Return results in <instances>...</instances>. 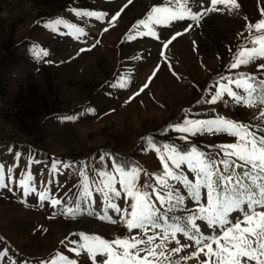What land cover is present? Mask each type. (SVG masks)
I'll use <instances>...</instances> for the list:
<instances>
[{
	"label": "rangeland",
	"instance_id": "374dc122",
	"mask_svg": "<svg viewBox=\"0 0 264 264\" xmlns=\"http://www.w3.org/2000/svg\"><path fill=\"white\" fill-rule=\"evenodd\" d=\"M161 2L132 0L115 27L104 32L108 17L105 21L78 18L71 9L102 11L111 16L127 0H0V162L14 169L11 190L0 189V237L3 238L0 248H8L7 258L0 264L11 261L44 264L58 251L74 258V253L68 251L74 245H65L68 240H78L72 234L80 231L110 239L127 234L119 223L102 222L88 215L76 219L54 215L57 209L48 202L41 204L36 194L24 197L17 184L29 167L38 192L50 188L56 198L65 202L64 207L73 206L71 201L79 191V171L87 167L90 178H94V169L101 167L99 158L103 154H110L104 161L109 168L115 154L132 156L148 172L160 169L155 152L148 150L143 138L152 136L159 143L185 144L179 139L180 133L169 130L161 135V128L169 125H165L167 121L177 116L178 121L208 119L217 113L251 121L258 112L197 104V101L209 97V88L221 73L257 71L255 65L232 72L226 66L237 46L247 43L244 25L248 21L244 17L249 21L260 18L264 0H238L240 7L232 12L224 10L204 16L199 26L192 25L190 31H185L169 46L166 59L171 68L160 55L161 40L152 37L125 40L132 26ZM192 6L196 10V4ZM56 19L83 27L86 35L77 40L63 26L55 32L45 27ZM186 24L192 22H175L156 30L167 38L184 31ZM240 32L244 35H238ZM34 46L49 55L38 59ZM157 65L159 71L140 92ZM121 80H127V87H119ZM64 116L76 119L65 121ZM189 139L208 152L217 151L210 145L231 142L224 135H198ZM35 152H45L51 158L36 161ZM16 153L20 154L18 161ZM30 158L36 163L29 166ZM53 160L71 166L67 169L60 166L59 174L53 178L49 176ZM50 179L56 183H45ZM145 179L141 176V183ZM94 188V207L99 211L101 198ZM110 214L118 219L114 213ZM179 238L182 243H188ZM191 251L185 249L180 255ZM78 264H91V261L82 254ZM187 264L197 261L192 259Z\"/></svg>",
	"mask_w": 264,
	"mask_h": 264
},
{
	"label": "snow or ice",
	"instance_id": "6c2138e0",
	"mask_svg": "<svg viewBox=\"0 0 264 264\" xmlns=\"http://www.w3.org/2000/svg\"><path fill=\"white\" fill-rule=\"evenodd\" d=\"M131 2L127 0L111 16L102 11L71 9V12L75 17L97 21H105L108 17V26L103 28L107 32L110 27H115L123 9ZM193 3L196 10H193ZM239 7L238 0H162L132 26L125 40L142 37L161 40L160 55L171 68L166 52L173 41L190 31L192 25L199 26L204 16L224 10L232 12ZM244 19L248 21L244 25L247 43L237 46L226 67L232 72L255 65L257 71L234 75L221 73L210 86L209 97L198 100L197 104L257 109L251 121L217 113L213 118H184L169 124L161 135L169 130L180 133L179 139L185 141V145L159 143L152 136L144 137L148 150L155 152L161 166L152 172L116 158L111 159L109 168L104 161L110 154H103L99 158L101 167L94 169V178H90L87 167L79 171V191L71 201L73 206L64 207L65 202L56 198L50 188L38 192L30 167L18 179L17 186L23 196L36 194L41 204L48 202L57 209L54 215L62 214L70 219L88 215L102 222L119 223L126 229L127 234L111 239L86 231L73 233L79 239L68 240L65 247L74 245L68 247L74 258L58 251L44 264H78L82 254L91 264H187L192 259L197 264H264V78H261L264 77V8L256 21H249L247 16ZM182 21L192 24H186L184 31H177L167 38L156 30ZM59 26L77 40L86 35L83 27L64 19L45 25L53 32ZM33 51L38 59L49 55L47 51H37L35 46ZM157 71L159 65L140 92L148 87ZM127 83V80H121L119 87L125 88ZM62 119L74 121L76 117L64 116ZM198 135H224L231 138V142L210 145L208 147L217 151L208 152L189 139ZM19 159L20 154L16 153L15 160ZM28 163L30 166L36 161L30 158ZM60 166L67 169L71 165L53 160L49 176H57ZM13 171L12 166L0 162V189L8 187L11 190ZM141 176L146 177L143 183ZM45 183L56 181L50 179ZM93 186L101 198L99 211L94 207ZM179 237L188 243H182ZM189 248L193 251L180 255ZM7 253V247L0 248V261L7 258Z\"/></svg>",
	"mask_w": 264,
	"mask_h": 264
},
{
	"label": "trees",
	"instance_id": "16d2710c",
	"mask_svg": "<svg viewBox=\"0 0 264 264\" xmlns=\"http://www.w3.org/2000/svg\"><path fill=\"white\" fill-rule=\"evenodd\" d=\"M177 121H178V116L173 118V119H171V120H169V121H167L165 123V125L166 124H172V123H175ZM160 131L163 132L164 128H161ZM171 143H174V142H171ZM174 144H176L177 146H180V147H183L185 145V144H178V143H174ZM112 157L116 158V159H120V160L125 161V162H130L131 164L139 165L135 161V159L132 156H130V155L119 156V155H115L114 154ZM49 158H51V157L45 152H35L34 155H33V159L36 160V161L47 160Z\"/></svg>",
	"mask_w": 264,
	"mask_h": 264
},
{
	"label": "bare ground",
	"instance_id": "6f19581e",
	"mask_svg": "<svg viewBox=\"0 0 264 264\" xmlns=\"http://www.w3.org/2000/svg\"><path fill=\"white\" fill-rule=\"evenodd\" d=\"M94 41V40H93Z\"/></svg>",
	"mask_w": 264,
	"mask_h": 264
}]
</instances>
